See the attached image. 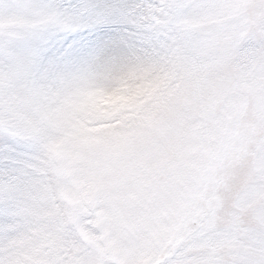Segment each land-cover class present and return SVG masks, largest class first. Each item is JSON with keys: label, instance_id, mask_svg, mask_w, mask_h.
<instances>
[{"label": "snow or ice", "instance_id": "6c2138e0", "mask_svg": "<svg viewBox=\"0 0 264 264\" xmlns=\"http://www.w3.org/2000/svg\"><path fill=\"white\" fill-rule=\"evenodd\" d=\"M0 264H264V0H0Z\"/></svg>", "mask_w": 264, "mask_h": 264}]
</instances>
